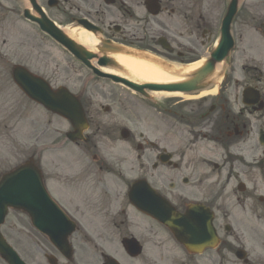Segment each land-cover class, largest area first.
<instances>
[{
    "label": "flooded vegetation",
    "instance_id": "af4514ba",
    "mask_svg": "<svg viewBox=\"0 0 264 264\" xmlns=\"http://www.w3.org/2000/svg\"><path fill=\"white\" fill-rule=\"evenodd\" d=\"M208 1L157 0V15L148 0H61L53 9L62 27L90 23L106 42L186 62L196 56L195 36L203 38L200 49L219 27L221 9L210 19ZM242 68L214 97L187 111L186 103L166 106H174L175 116L166 145L145 137L143 144L123 145L122 155L78 145L82 153L93 152L91 160L62 161V233L71 230L62 239V264H264V75L254 65ZM245 87L258 91L257 104L243 103ZM90 141L87 134L83 142ZM131 148L138 150L135 179L147 180L178 212L198 205L211 214L214 247L188 251L165 225L132 205ZM164 153L170 155L166 163L160 160ZM164 170L170 172L167 182ZM8 216L0 230L21 253ZM46 254L33 251V261L22 255L27 264H43L36 258ZM0 264H7L1 256Z\"/></svg>",
    "mask_w": 264,
    "mask_h": 264
},
{
    "label": "rangeland",
    "instance_id": "374dc122",
    "mask_svg": "<svg viewBox=\"0 0 264 264\" xmlns=\"http://www.w3.org/2000/svg\"><path fill=\"white\" fill-rule=\"evenodd\" d=\"M39 1L45 6V0ZM24 6L25 0H0V173L34 156L48 178L51 187L48 189L54 194L52 186L62 180V160H91L93 156V152L82 153L81 146L76 147L64 141L63 132L70 130L67 121L29 101L14 85L11 68L16 63L45 77L54 87L64 85L74 93H83L81 99L90 121L86 134L93 136L94 142H78L79 145L97 144L104 152L122 155L123 145L141 141L140 132H145L152 141L158 140V137L171 139L170 128L158 119L157 111L151 107V100L129 95L123 85L98 77L75 61L35 24L22 17ZM47 11L59 22L56 12ZM209 11L207 14L214 18L217 10ZM239 17L240 22L236 24V38L239 40L230 57V60L233 59L235 76L243 73L240 66L246 62V58L249 59L247 64L264 67L261 33L264 0H242ZM208 44L199 53L205 51ZM105 107L109 109L105 111ZM160 122L163 123L162 128L158 126ZM121 128L130 130L131 136L127 140L120 137ZM166 130L165 136L163 131ZM132 150L129 161L136 170L139 159ZM136 175L137 172L132 173L131 179ZM169 177L170 172H165V182ZM7 220L17 227L16 244L27 261H33V251L40 253L53 250L47 240L33 230L24 214L13 211ZM36 260L46 264L41 255Z\"/></svg>",
    "mask_w": 264,
    "mask_h": 264
},
{
    "label": "water",
    "instance_id": "95a60500",
    "mask_svg": "<svg viewBox=\"0 0 264 264\" xmlns=\"http://www.w3.org/2000/svg\"><path fill=\"white\" fill-rule=\"evenodd\" d=\"M30 1L36 9V6L33 4V0ZM235 2L236 1L233 0L229 6L227 15L223 21L220 42L212 53V55L218 56V59L225 55L231 45L228 26L232 16L234 15ZM26 16H28V14H26ZM30 19L36 21L42 30L48 33L58 43L65 45L85 64L88 65L89 59L96 57L95 54L85 49L82 45L64 35V33L61 32V30L51 21H49L45 15L41 18L31 17ZM109 63L114 64L111 58L105 56L99 58V65H108ZM93 70L100 76H107L114 81L124 82L136 91H141L144 87H148L150 89L168 88L189 90L193 88V83L195 84L200 81L208 72L211 71V67L208 68L207 66V68L200 71L198 76L188 84H168L164 86L154 84L140 86L116 76L104 74L98 71L95 67H93ZM12 76L16 84L31 99L40 103L46 109L67 118L73 127L77 129L78 134H80V131L86 127L84 113L78 98L68 92L65 88L60 87L56 91H52L45 81H43L40 77L33 75L20 65L14 66ZM7 206L21 208L28 212L38 228L46 232L54 244L62 246V212L57 208L46 193L42 183L41 174L35 165H22L14 172L4 177V181L0 184L1 222L4 218ZM8 259L12 264H20V261L18 262L14 258L9 257Z\"/></svg>",
    "mask_w": 264,
    "mask_h": 264
},
{
    "label": "bare ground",
    "instance_id": "6f19581e",
    "mask_svg": "<svg viewBox=\"0 0 264 264\" xmlns=\"http://www.w3.org/2000/svg\"><path fill=\"white\" fill-rule=\"evenodd\" d=\"M62 29L68 36L73 38L78 43L90 50H95L98 40L92 33L82 28L62 27ZM108 55L117 62V66L114 68H100V70L139 84H167L175 82L182 79L190 72L196 70L203 63V59H201L186 66H176L175 64L158 62L152 59L124 53H108ZM219 69L220 67L218 65L216 71L208 80L209 82L215 83V85H217L221 79V74L218 71ZM215 90L216 88L210 90L209 92L203 91L199 96L214 92ZM150 95L154 99L169 97L195 98L194 96H185L181 93H171L167 91H152L150 92Z\"/></svg>",
    "mask_w": 264,
    "mask_h": 264
}]
</instances>
